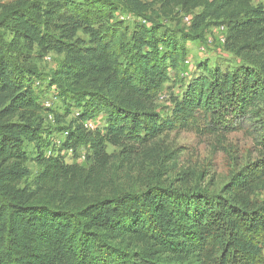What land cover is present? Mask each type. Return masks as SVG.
<instances>
[{
  "label": "trees",
  "instance_id": "obj_1",
  "mask_svg": "<svg viewBox=\"0 0 264 264\" xmlns=\"http://www.w3.org/2000/svg\"><path fill=\"white\" fill-rule=\"evenodd\" d=\"M123 3H0V264H264V6L161 1L163 19L193 14L183 31L147 17L140 0ZM119 5L134 17L131 30L112 21ZM93 10L109 13L93 21ZM213 24L225 29L223 49L241 63L231 70L197 63L161 116L155 103L169 71L185 57V43L201 40ZM79 30L87 41L76 37ZM49 52L64 54L50 87L75 111L60 149L37 152L30 190L21 185L23 143L39 149L44 134L30 61ZM100 115V125L84 127ZM240 123L256 128V157L216 194L171 177L124 191L117 173L108 174L107 145L118 148L119 160L171 132L229 133ZM79 148L89 166L85 159L69 165L60 154Z\"/></svg>",
  "mask_w": 264,
  "mask_h": 264
},
{
  "label": "rangeland",
  "instance_id": "obj_2",
  "mask_svg": "<svg viewBox=\"0 0 264 264\" xmlns=\"http://www.w3.org/2000/svg\"><path fill=\"white\" fill-rule=\"evenodd\" d=\"M10 1L0 0V3L5 4ZM110 1H120L124 5V0ZM161 1L163 0H140L142 4L150 8V11L144 14L168 29L188 31L193 14L163 19L157 11ZM250 2L253 5L262 4L264 6V0H250ZM93 12L92 19L99 21L101 16L106 17L109 13L107 10H104L101 15L96 10ZM111 15L112 21H119L129 30L133 27L134 17L126 10H122L120 5L119 9ZM92 19L89 21L92 22ZM135 21L142 22L141 19ZM225 33L222 26L213 24L206 28L201 40L185 43L186 55L179 62L177 70L169 71V81L162 86L155 103V110L161 116L169 112V96L178 95L181 84L190 78L197 63L203 62L209 66L219 65L223 69L230 70L241 63L239 59L223 49ZM76 37L84 41L88 40V36L81 30L77 32ZM63 56L64 54L49 52L41 58L35 57L30 61L37 74L30 78L29 85L37 95L38 103L44 109L40 116L41 129L44 130V134L41 136L39 149L34 143L28 141L23 143L27 155L25 163L27 175L21 185L29 187L30 190L34 189V177L38 171L37 152L44 149L46 153H55L60 149L64 140L61 131L68 125L75 111L71 105L65 109L64 105L55 98V87H50L49 78ZM102 118L100 115L90 121L94 125H100ZM255 129L250 123H240L238 129L229 133L205 135L197 131L171 132L149 144L146 152L139 151L129 155L128 158H119V160L117 158L118 148L107 145L105 152L111 157L108 174L117 173L115 176L117 187L124 191L141 190L157 177L161 180L171 177V180H176L174 184L180 185L184 181L193 186L197 183L198 187L210 194H216L238 167L256 157L257 133ZM79 150L78 154L84 156L89 166L90 162L87 160L88 155L85 149L79 148ZM76 157H78L77 154ZM64 159L69 165L73 164L70 163L69 158L64 157Z\"/></svg>",
  "mask_w": 264,
  "mask_h": 264
},
{
  "label": "built area",
  "instance_id": "obj_3",
  "mask_svg": "<svg viewBox=\"0 0 264 264\" xmlns=\"http://www.w3.org/2000/svg\"><path fill=\"white\" fill-rule=\"evenodd\" d=\"M84 127L87 130H92L95 128V125L91 121H87L85 122ZM49 154L50 152L47 153V155ZM60 154L64 157L69 158L70 163H82L84 161V156H81L78 153V157L75 158L74 152L72 150L62 151Z\"/></svg>",
  "mask_w": 264,
  "mask_h": 264
}]
</instances>
